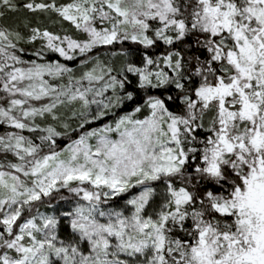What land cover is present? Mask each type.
<instances>
[{
	"label": "snow or ice",
	"instance_id": "obj_1",
	"mask_svg": "<svg viewBox=\"0 0 264 264\" xmlns=\"http://www.w3.org/2000/svg\"><path fill=\"white\" fill-rule=\"evenodd\" d=\"M0 264H264V0H0Z\"/></svg>",
	"mask_w": 264,
	"mask_h": 264
}]
</instances>
